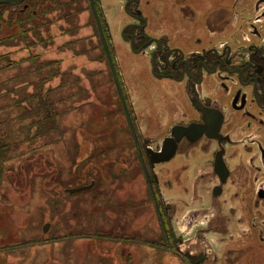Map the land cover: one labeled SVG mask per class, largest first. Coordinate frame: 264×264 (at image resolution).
<instances>
[{
  "label": "rangeland",
  "instance_id": "374dc122",
  "mask_svg": "<svg viewBox=\"0 0 264 264\" xmlns=\"http://www.w3.org/2000/svg\"><path fill=\"white\" fill-rule=\"evenodd\" d=\"M29 1L37 19L18 21L10 16L13 8L0 10V264H184L166 250L89 0ZM124 1L103 0L116 31L129 22ZM183 2L193 11H171L179 29L190 19L203 23L210 2L229 4L171 0L175 7ZM160 6L165 14L150 18L162 35L166 1ZM117 46V54L111 47L110 53L128 89L130 112L139 117L140 142L145 137L157 147L178 119L173 121L179 103L166 104L178 87L153 75L146 59L122 40ZM195 163L177 154L155 168L163 197L176 209L177 233L184 206L194 211L201 205L183 204L194 200ZM185 165L191 170L180 177ZM185 176L192 189L187 195L180 188ZM93 183L79 193L67 191Z\"/></svg>",
  "mask_w": 264,
  "mask_h": 264
},
{
  "label": "flooded vegetation",
  "instance_id": "af4514ba",
  "mask_svg": "<svg viewBox=\"0 0 264 264\" xmlns=\"http://www.w3.org/2000/svg\"><path fill=\"white\" fill-rule=\"evenodd\" d=\"M94 1L109 49L117 54V42L122 40L131 52L146 59L153 75L178 87L177 95L166 96L169 107L179 103L173 121L178 119L166 129L161 146L154 147L145 137L140 142L134 125L140 126L139 117L130 112L122 85L137 133L133 139L138 166L162 223L166 250L184 264H264V0H228L224 7L210 2L203 23L195 25L190 19L184 29L171 24V11L184 14L192 12V6L183 2L175 7L165 0L162 35L150 18L152 13L160 14L161 0H125L123 11L129 22L118 31L107 17L103 0ZM219 9L223 13H216ZM169 113L166 106V116ZM193 126L199 132L184 135L168 160L180 154L196 162L191 168L197 173L192 179L194 200L183 204L201 205L194 211L184 206L177 233L176 209L160 191L158 163L152 165L149 150L160 151L165 139H174L177 127ZM191 169L185 165L179 176ZM189 181L188 176L181 181L185 195L192 191ZM167 185L171 188V181ZM215 241L218 250L212 247Z\"/></svg>",
  "mask_w": 264,
  "mask_h": 264
},
{
  "label": "water",
  "instance_id": "95a60500",
  "mask_svg": "<svg viewBox=\"0 0 264 264\" xmlns=\"http://www.w3.org/2000/svg\"><path fill=\"white\" fill-rule=\"evenodd\" d=\"M23 1L24 0H0V4L22 3ZM90 4H91V8H92L94 17H95L96 24L98 26L100 37H101L103 45H104V49H105V52H106V55H107V58H108V63H109L111 72L113 74L117 89H118L120 97H121V100H122V102L124 104L125 113H126L128 121H129L130 127L132 129L133 136H134V138L136 140V134L137 133H136L135 129L133 128L131 117H130V114H129V109H128V107H126L127 103H126V100H125V97H124V91H123V88H122V84L120 82L121 79H119L118 71H117V68H116V64L114 62L112 54L110 53L111 51H110V49L108 47V43H107L106 36H105L104 30H103L102 22L100 20V17H99L97 8H96L95 1L94 0H90ZM194 130H197V132H199V127L193 126L192 128H188V129L182 128V127H177L174 130V139H168V140L165 139L164 144L162 145V149L160 151L154 152V151H152L150 149L149 153L152 154V156L150 157L152 165H155L156 163L166 162V161L170 160L173 157V155L176 153L177 146H178L177 142L178 141L180 142L181 138L184 135H186V134L189 135L190 132H192ZM138 149H140V145H138ZM93 186H94V183L91 184L90 186H83V187L74 188V189L67 190V191H68L69 194H72V193L74 194V193H79V192L88 190V189L92 188ZM48 228H49V224H47L45 226V228H44V231L46 233H47Z\"/></svg>",
  "mask_w": 264,
  "mask_h": 264
},
{
  "label": "trees",
  "instance_id": "16d2710c",
  "mask_svg": "<svg viewBox=\"0 0 264 264\" xmlns=\"http://www.w3.org/2000/svg\"><path fill=\"white\" fill-rule=\"evenodd\" d=\"M31 1L24 0L22 3H7L0 4V10H6L13 8V11L10 16H14L18 21L26 18H38V11L34 9V4H30ZM4 12V11H3ZM4 20L3 14H0V21ZM0 154H2L1 146H0ZM1 160V159H0Z\"/></svg>",
  "mask_w": 264,
  "mask_h": 264
},
{
  "label": "crops",
  "instance_id": "0c3cea01",
  "mask_svg": "<svg viewBox=\"0 0 264 264\" xmlns=\"http://www.w3.org/2000/svg\"><path fill=\"white\" fill-rule=\"evenodd\" d=\"M159 11H160V14L159 15H163V10H162V8H161V6H159ZM159 15H155V16H159ZM153 18H154V13H153Z\"/></svg>",
  "mask_w": 264,
  "mask_h": 264
},
{
  "label": "bare ground",
  "instance_id": "6f19581e",
  "mask_svg": "<svg viewBox=\"0 0 264 264\" xmlns=\"http://www.w3.org/2000/svg\"><path fill=\"white\" fill-rule=\"evenodd\" d=\"M144 150V149H143ZM146 157V156H145Z\"/></svg>",
  "mask_w": 264,
  "mask_h": 264
}]
</instances>
